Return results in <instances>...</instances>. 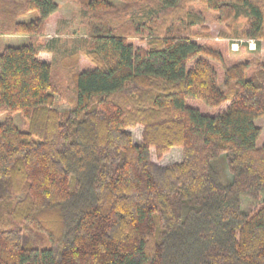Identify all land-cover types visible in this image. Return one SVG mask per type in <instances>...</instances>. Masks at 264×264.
I'll list each match as a JSON object with an SVG mask.
<instances>
[{
    "label": "trees",
    "instance_id": "16d2710c",
    "mask_svg": "<svg viewBox=\"0 0 264 264\" xmlns=\"http://www.w3.org/2000/svg\"><path fill=\"white\" fill-rule=\"evenodd\" d=\"M120 1H82L86 33L69 53L92 66L71 72L68 95L47 56L59 39L35 37L58 4L0 0V35H28L0 50V264H264L255 124L264 117V61L226 64L217 48L180 33L204 21L188 7L199 1L219 22L242 19L239 34L258 48L264 0ZM56 95L68 108L55 107ZM172 147L181 160L151 159V148L160 157ZM220 154L228 183L212 164Z\"/></svg>",
    "mask_w": 264,
    "mask_h": 264
},
{
    "label": "rangeland",
    "instance_id": "374dc122",
    "mask_svg": "<svg viewBox=\"0 0 264 264\" xmlns=\"http://www.w3.org/2000/svg\"><path fill=\"white\" fill-rule=\"evenodd\" d=\"M60 1V7L58 6V13L54 19L47 20L39 33L35 36L38 42H48L50 39L58 38L54 45V54L52 55L53 61V77L65 78L66 90L65 93L69 95L72 87L71 72L73 70H80L86 66H92L90 59L84 55L69 53L72 39L82 36L86 33V26L82 23L81 10L84 7L83 0H58ZM116 6H120L122 3L120 0H109ZM190 10L201 11L204 16V21L193 26L190 30H182L181 34H189L199 43H205L206 45L217 48L221 53L224 62L230 64L240 59H248L255 61H264V41H259V47H256V41L241 37L239 34L242 19H228L227 21L219 22L216 19L214 12L208 11L199 1L191 2L188 5ZM35 14L32 13L33 17ZM30 17V15H28ZM31 18V17H30ZM55 34L57 37H55ZM128 38L136 45H145V39L136 36V34H128ZM28 39L27 34H14L6 33L0 35V50L6 44H22ZM254 47L253 51H250V47ZM68 50V52H67ZM253 62V61H252ZM214 67L217 69L219 82L222 79V66L216 61H211ZM254 63V62H253ZM66 98L60 95H56L54 105L59 110L68 108V104L65 103ZM188 105H196L202 112L211 113L217 111V109H211L205 106L201 101L195 99H186ZM5 114L0 111V119H3ZM12 118L15 124L21 130H27V122L23 119L19 112H14ZM255 124L260 128V134L257 138L256 144L261 146L264 143V117H260L255 120ZM130 131L133 136V140L138 142L141 137V126L135 125L130 127ZM151 159L158 164H168L174 161H179L182 158V151L180 147H172L167 152L157 157L154 149H150ZM212 164L218 172L221 182L228 183L231 180V174L227 169L226 159L224 154H220L216 159L212 160ZM26 235L36 243V245H47L48 239L44 232L38 230H26Z\"/></svg>",
    "mask_w": 264,
    "mask_h": 264
},
{
    "label": "crops",
    "instance_id": "0c3cea01",
    "mask_svg": "<svg viewBox=\"0 0 264 264\" xmlns=\"http://www.w3.org/2000/svg\"><path fill=\"white\" fill-rule=\"evenodd\" d=\"M55 2H56V3L58 4V6L60 7V1H58V0H55ZM28 17H29V16H28ZM30 17H31V14H30ZM30 17H29V18H30ZM55 37H57V35H56V34H55ZM26 41H28V39H27ZM254 47H255V46H253V47H250V51H251V50L253 51ZM52 55H53V53H52V52H50V53H48V55H47V56H48L49 58H51V59H52Z\"/></svg>",
    "mask_w": 264,
    "mask_h": 264
}]
</instances>
